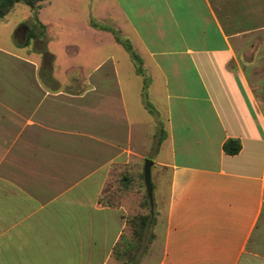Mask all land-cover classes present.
Returning a JSON list of instances; mask_svg holds the SVG:
<instances>
[{"label":"crops","instance_id":"1","mask_svg":"<svg viewBox=\"0 0 264 264\" xmlns=\"http://www.w3.org/2000/svg\"><path fill=\"white\" fill-rule=\"evenodd\" d=\"M111 2L75 23L91 67L0 51V264H264V0ZM142 161L166 190L136 247L139 194L105 189Z\"/></svg>","mask_w":264,"mask_h":264},{"label":"rangeland","instance_id":"2","mask_svg":"<svg viewBox=\"0 0 264 264\" xmlns=\"http://www.w3.org/2000/svg\"><path fill=\"white\" fill-rule=\"evenodd\" d=\"M104 6H108L111 9L110 11L114 9L111 0H39L35 3L37 19L39 21L37 22L33 17V11L28 5L23 2H16L0 18V51L38 57L41 68L47 69L51 66L56 74H58L65 65V53L67 51L71 52L70 48L66 50L65 45L75 43L78 46L75 54L76 60L80 62L81 60H85L83 63H87V66L91 67L103 51H95L83 46L85 42L77 40L78 35L82 31L78 29L75 23L89 20L91 24L99 25L101 20L98 17L99 14L103 15ZM30 32L33 33L31 37ZM117 32L119 33V31ZM119 35L128 40L132 47V43L128 38L122 36L120 33ZM115 48L123 56H126L124 55L126 53L128 54L123 46ZM45 52H50L52 57L48 54L44 55ZM1 56L5 57L0 52V58ZM137 56L142 67V59L138 54ZM145 77V75H142L145 87H143L144 82H141V95L143 92L150 104L151 100L150 96H147V81ZM148 155L151 158V154ZM146 173L148 174V178L145 177ZM135 176L136 181L134 183L131 182L130 189L120 188L118 184L112 182L106 185L105 195L110 196L111 199L109 200L116 203L120 198L127 200L129 192H136L139 194L135 201L136 212L131 213L129 215L130 218L135 216V214L142 213L154 216L156 206L159 207V204H155L153 197L164 196L166 190L165 178H162L157 185L154 184V171L151 173L144 161L139 163ZM125 202L128 203V200ZM146 253V250L139 251L134 263L131 264H152L150 259H148L150 255L146 256Z\"/></svg>","mask_w":264,"mask_h":264},{"label":"trees","instance_id":"3","mask_svg":"<svg viewBox=\"0 0 264 264\" xmlns=\"http://www.w3.org/2000/svg\"><path fill=\"white\" fill-rule=\"evenodd\" d=\"M37 1H39V0H0V18H2V16L10 10V8L12 7V5L14 3L23 2L31 8V10L33 11L34 19L37 22H39L37 19V12L35 9V3ZM93 26H96V25H93ZM109 31H111L115 41L118 44L122 45L124 47V49L128 52L130 60L132 61L133 65H134L135 71L140 75H144L142 67L140 66L141 64H140L139 58H138L137 54L133 51L128 40L122 38L119 35V33L114 29H109ZM31 36H33V33L30 32V37ZM143 82H144L143 87H145L144 86L145 81H143ZM142 99H143L144 106L146 107V109H148L151 112L152 108H151L150 104L148 103L147 98L145 97V94L143 92H142ZM223 149H224L225 153H227V154H235L240 149V144L237 140L229 139L223 144ZM143 177H144V175H143ZM148 219H149V214H137L135 216H132L129 219L130 224L133 225L131 232H132V235L136 237V242H135L136 247H138L140 245V240H141L144 228L147 225ZM133 251H134L133 248L126 249V253L133 254L134 253Z\"/></svg>","mask_w":264,"mask_h":264},{"label":"water","instance_id":"4","mask_svg":"<svg viewBox=\"0 0 264 264\" xmlns=\"http://www.w3.org/2000/svg\"><path fill=\"white\" fill-rule=\"evenodd\" d=\"M145 177L148 178V174L147 173L145 174Z\"/></svg>","mask_w":264,"mask_h":264}]
</instances>
